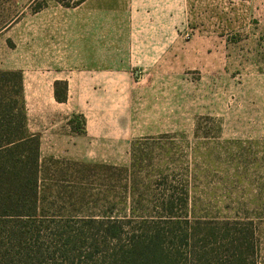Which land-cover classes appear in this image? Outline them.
<instances>
[{
    "label": "rangeland",
    "instance_id": "obj_1",
    "mask_svg": "<svg viewBox=\"0 0 264 264\" xmlns=\"http://www.w3.org/2000/svg\"><path fill=\"white\" fill-rule=\"evenodd\" d=\"M107 4L0 0V70L23 75L45 214L116 215L174 186L192 214L253 219L264 264V0H185L170 16ZM99 73L116 76L53 99L56 78ZM77 114L105 134L70 130Z\"/></svg>",
    "mask_w": 264,
    "mask_h": 264
},
{
    "label": "trees",
    "instance_id": "obj_2",
    "mask_svg": "<svg viewBox=\"0 0 264 264\" xmlns=\"http://www.w3.org/2000/svg\"><path fill=\"white\" fill-rule=\"evenodd\" d=\"M53 87L54 99L65 101L66 81ZM81 117L68 119L72 130L80 126L75 118L84 124ZM40 173L22 72L0 70V264H259L255 221L192 214L186 190L165 187L151 206L133 202L116 215L56 217L42 208Z\"/></svg>",
    "mask_w": 264,
    "mask_h": 264
},
{
    "label": "crops",
    "instance_id": "obj_3",
    "mask_svg": "<svg viewBox=\"0 0 264 264\" xmlns=\"http://www.w3.org/2000/svg\"><path fill=\"white\" fill-rule=\"evenodd\" d=\"M104 1H106L108 4L104 5L103 8H105V10L106 9L109 10V14H120V13L124 14L125 13L124 11H122V12H113V11H115V10H119V11L120 10H131V8H133V10H135V12L137 14H142V12H144V13H148V12L155 13L156 12V13H159V14H165V15H169L170 16V15L175 14V11H180V10L184 11L187 8L186 4L184 5L185 0H104ZM108 1H110V2H108ZM130 1H132V2H130ZM179 1H182L181 7H179L178 4H177ZM175 2H177V3H175ZM65 56H67V54ZM67 63H68V60H67ZM111 65L112 64L103 63V64H101V67L98 68V70L100 69V70H103V71L118 72V70H116V69L112 71L111 68H110ZM96 68H91V69L94 70ZM115 76L116 75H113V74H110V73H99L96 77H93V78L96 79V81H95V79H91V81H89V82H81L79 79L75 80V78H70V76H65L64 80L67 82V98H66V100L63 101V102L56 101L54 99V96H53L54 88H53V92H52L53 99L58 104H64V103H66V102H68L70 100L71 84L83 83V85H85V86H83L81 88L94 89L95 88L94 84L101 83L98 80V78L109 77V79H111V78H114ZM55 80H57V78ZM58 80H60V79H58ZM75 87H73V89H75ZM23 89H24V83H23ZM24 96H25V89H24ZM78 111L79 110H77V109L76 110L73 109V112H75V113H78ZM72 113H70V114H72ZM69 118L70 117L67 118V125H69V123H68V119ZM82 127H83V132L88 134V135L89 134H95L97 136H103L105 134L104 127H99V131H96V133H92L89 130V127H88L87 124H83ZM50 128H52V127H49V129ZM69 129L72 130L70 125H69ZM72 131H74V130H72ZM46 132H47V135L49 137L50 136V130H48ZM36 134H38V133H36ZM38 136H39V140H40V143H41V135L38 134Z\"/></svg>",
    "mask_w": 264,
    "mask_h": 264
}]
</instances>
